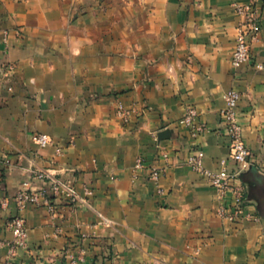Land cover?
Instances as JSON below:
<instances>
[{"label": "crops", "instance_id": "crops-1", "mask_svg": "<svg viewBox=\"0 0 264 264\" xmlns=\"http://www.w3.org/2000/svg\"><path fill=\"white\" fill-rule=\"evenodd\" d=\"M249 1L0 0V222L19 216L28 228L13 264H69L80 249L82 264H264L250 177L239 181L259 221L231 224L217 214L216 190L188 165L200 150L207 169L237 170L221 116L235 90L252 167L264 178V0L249 61L231 63L241 20L233 5ZM120 104L136 111L128 124L116 116ZM189 107L208 129L197 138L183 123ZM164 130L172 133L159 141ZM36 134L53 145L41 148ZM138 157L145 169L134 180ZM153 166L166 168L159 184ZM36 169L94 194L75 210L55 201V216L20 211L15 197ZM12 240L0 227V264Z\"/></svg>", "mask_w": 264, "mask_h": 264}, {"label": "built area", "instance_id": "built-area-1", "mask_svg": "<svg viewBox=\"0 0 264 264\" xmlns=\"http://www.w3.org/2000/svg\"><path fill=\"white\" fill-rule=\"evenodd\" d=\"M258 2L259 0H250L246 4L233 5L234 12L241 18L236 26L235 48L231 58L234 68L238 69L249 61L251 44L259 41L261 28ZM263 68V65L257 66L258 70ZM15 69V65L9 64L5 66L2 72L7 79H10ZM240 98L241 95L237 91H227L224 94L225 108L221 112L222 124L230 140L229 157L236 164L237 170L229 172L226 168L218 171L207 169L204 166V153L200 150L188 161L189 167L216 190L219 200L217 214L223 221L231 224H238L245 220L259 221L258 217L248 214L245 189L239 181L240 175L252 166L251 153L245 144L243 129L238 117ZM135 115L136 111L134 109L126 108L121 104L116 110V116L124 124L130 123ZM197 118L198 113L195 108L189 107L186 109L183 123L190 129L194 138L200 137L208 131L204 124L198 123ZM33 141L41 148L53 145V140L46 134L34 135ZM56 153L61 154L62 149L56 147ZM162 157L167 160L168 154L163 153ZM144 169L145 160L138 157L133 168L134 180L138 179L139 172ZM165 170V167L153 166L149 169V178L159 184ZM33 180L46 183L47 187L35 189L32 183ZM158 193H162L159 185ZM93 194L90 187L84 186V196H82L72 183L55 177L50 171L36 169L33 171L31 180L22 184L15 197V203L20 211L31 205L35 208L45 209L51 216H55L57 214L55 201L65 203L72 210H75L80 204L86 205ZM2 206L5 207L6 203H2ZM0 227L9 230L12 235L13 240L8 252L9 257L5 264H13L12 258L17 250L27 247L28 228L26 222L22 217L17 216L5 222H0ZM86 237V234H84L83 238ZM4 244L0 241V248ZM67 255L69 264H82L85 261L86 253L84 249H80L78 253H68Z\"/></svg>", "mask_w": 264, "mask_h": 264}, {"label": "water", "instance_id": "water-1", "mask_svg": "<svg viewBox=\"0 0 264 264\" xmlns=\"http://www.w3.org/2000/svg\"><path fill=\"white\" fill-rule=\"evenodd\" d=\"M171 130H164L158 134V140L162 141L167 139L171 135ZM241 178L250 177V181L247 182L248 186V201L254 202L259 212L264 219V178L261 176L252 166L247 172H243L240 175Z\"/></svg>", "mask_w": 264, "mask_h": 264}]
</instances>
